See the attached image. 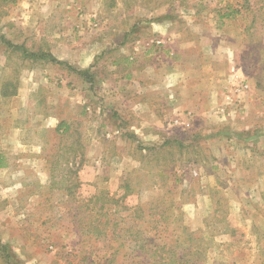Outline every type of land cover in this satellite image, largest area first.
Masks as SVG:
<instances>
[{
	"label": "rangeland",
	"instance_id": "rangeland-1",
	"mask_svg": "<svg viewBox=\"0 0 264 264\" xmlns=\"http://www.w3.org/2000/svg\"><path fill=\"white\" fill-rule=\"evenodd\" d=\"M0 36L63 63L0 40V242L15 264L105 263L107 242L77 225L97 195L108 214L139 205L151 249L204 234L184 250L198 264H264V0H14Z\"/></svg>",
	"mask_w": 264,
	"mask_h": 264
},
{
	"label": "trees",
	"instance_id": "trees-1",
	"mask_svg": "<svg viewBox=\"0 0 264 264\" xmlns=\"http://www.w3.org/2000/svg\"><path fill=\"white\" fill-rule=\"evenodd\" d=\"M14 0H0V3L8 4L13 2ZM247 2V1H246ZM244 9H247L248 12H252L249 3L247 2ZM254 22V21H253ZM253 26V25H252ZM247 30V29H246ZM245 30V31H246ZM0 40L6 47L12 50H18L20 52L21 57L24 60L33 59L39 60L44 59L45 62H53L56 64H63L62 62L56 61L50 55H46L44 53H32L28 51V49L24 48L23 45H13L4 37L0 36ZM262 63V61H260ZM74 73L79 74L84 79L89 80V75L86 72L76 71L74 68L67 67ZM6 90V89H5ZM14 95L11 93H3V96H11ZM260 134V133H259ZM258 134V135H259ZM245 135V141H249V139H253L257 137V132L250 134L249 132L243 133ZM167 143H164L165 146ZM253 148V147H252ZM100 195L93 196L89 198V203H93V206L87 207L88 210V218L87 220H79L77 221L78 227L83 230V233L89 234V240L93 242L100 241V238L107 242V250L104 254L106 257V261L103 264H118V260H131L134 264H198L199 259L197 255L198 252H191L189 250H185V246L192 241L202 242V237L208 238L209 235L201 234V237L198 236L195 239L191 237L190 234H187V239L183 240L181 237H177L176 239H170L168 242L163 241L160 244L155 245L153 249L148 247L150 243L153 244V241L150 237H143L142 231H140V227L142 226L139 223V220L142 219L143 211L139 205L132 208L134 212V216L128 218V216H123L118 214V210H114L113 213L108 214V207H106V203H102L97 205L98 199ZM264 197V195H263ZM152 208L155 207L158 209V214L155 213V218L151 220L155 224L166 223L169 224L168 220L170 218V214L167 213V210L164 208L160 211V209L156 206L151 205ZM126 211L130 209L123 207ZM116 214V216H115ZM111 215V217H109ZM148 219H150L151 215L148 214ZM147 219V220H148ZM218 223H223L224 219L220 218L217 220ZM164 226V225H162ZM167 227V226H165ZM123 228V230H122ZM116 229H121L119 233H116ZM185 231V229H183ZM116 233V234H115ZM146 235V234H145ZM151 240V241H150ZM131 246L133 251L129 254L124 251L126 246ZM188 248V247H187ZM0 251H2V255H4L7 259V264H15L13 261V256L7 250V246L0 242ZM132 255V257H131Z\"/></svg>",
	"mask_w": 264,
	"mask_h": 264
},
{
	"label": "crops",
	"instance_id": "crops-1",
	"mask_svg": "<svg viewBox=\"0 0 264 264\" xmlns=\"http://www.w3.org/2000/svg\"><path fill=\"white\" fill-rule=\"evenodd\" d=\"M224 64L227 65L229 67V69H230L231 64H230L229 60L226 61ZM202 93L206 95V99H207L206 100L207 105L205 104L204 107H207L210 104V101L212 100V98H214L216 95H218V96L220 95L219 92H216V91H214L212 93L211 92H206V93L201 92V94Z\"/></svg>",
	"mask_w": 264,
	"mask_h": 264
}]
</instances>
